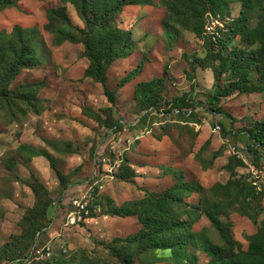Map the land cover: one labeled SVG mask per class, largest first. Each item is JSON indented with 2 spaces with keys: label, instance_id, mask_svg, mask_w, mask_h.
<instances>
[{
  "label": "rangeland",
  "instance_id": "1",
  "mask_svg": "<svg viewBox=\"0 0 264 264\" xmlns=\"http://www.w3.org/2000/svg\"><path fill=\"white\" fill-rule=\"evenodd\" d=\"M151 1L146 7L125 9L118 17L119 28L136 30L135 51L107 69L104 84L84 77L89 60L82 43L52 44L53 37L45 30L47 11L59 6L60 0H23L14 10L0 12V32L38 28L50 49L41 67L25 71L15 83H46L40 96L42 113L13 124L0 116V261L32 246L35 240L28 233L36 226L47 229L40 244L49 243L53 251L50 262L41 264H55L53 259L61 257L65 264H86L85 257L90 264H118L98 243L111 245L117 238L138 233L142 225L136 217H111L115 207L142 200L150 192L161 193L178 180L206 188L226 183L231 173L225 166L230 162L241 180L262 190L261 199L253 200L245 212L260 211L259 221H264V157L249 151L246 133L257 120L264 121V92H235L212 104L213 68H220L222 61L209 55L204 35L199 38L168 20V0ZM242 8V3L231 4L223 14L209 15L210 22L219 18L233 23ZM68 13L76 26L84 28L73 7ZM250 25L255 27L256 19ZM229 49L251 47L238 37ZM140 62L148 73L144 78L164 79L162 86L153 88L157 95L151 101L135 91L138 80H144L139 77L142 72L122 84ZM230 79L224 74L221 83L226 85ZM105 87L112 92L113 102ZM175 97L185 99L182 107L194 113L187 117L177 110L166 113ZM145 113L149 115L141 117ZM118 121L122 127L115 125ZM104 158L112 164L118 161L113 175L107 173ZM255 159L260 166L253 164ZM93 180L102 190L89 200L88 221L68 226L73 199L86 195ZM205 196L210 198L211 192ZM199 198L195 192L187 200L198 203ZM230 211L223 220L232 223L234 237L247 248V236L256 232L257 225L233 207ZM204 227H211L206 216L194 229ZM209 236L219 240L214 228ZM16 237H22L18 243ZM12 243L13 248L6 249ZM168 254L132 246L130 255L134 264H164L161 260ZM199 254V263L206 264L210 258Z\"/></svg>",
  "mask_w": 264,
  "mask_h": 264
},
{
  "label": "trees",
  "instance_id": "2",
  "mask_svg": "<svg viewBox=\"0 0 264 264\" xmlns=\"http://www.w3.org/2000/svg\"><path fill=\"white\" fill-rule=\"evenodd\" d=\"M22 1L0 0V12L14 10ZM151 2V0H60L59 6L47 11L48 22L45 30L53 37L54 46H61L66 42L82 43L85 56L89 60L84 77L104 84L107 69L117 60L135 51L133 34L131 30L126 31L118 27V17L127 7H146ZM234 3H242L241 16L233 23H230L229 19L224 21L216 18L215 20L223 23L225 27L218 26L221 38L215 41L214 37L207 33L209 15L218 11L223 14L225 8ZM69 7L75 9L84 28L73 23L68 13ZM167 12L170 22L182 24L199 38L204 35L209 55L222 61L220 68H213L216 85L211 97L212 104L235 92H264V0H168ZM253 19L257 21L255 27L250 25ZM165 30L169 35V30L167 28ZM238 37L246 41L251 49L230 51V46ZM117 42L120 46L116 48L114 44ZM48 51L49 46L38 28L25 30L16 27L11 34L0 32V116H3L8 124L16 123L32 114L42 113L44 100L40 96L46 83H25L18 86L15 83L25 71L41 67L46 61ZM142 69L143 63L140 62L124 78L122 84L134 80ZM203 69L209 68L205 66ZM224 74L231 76L226 85L221 83ZM163 82V78L138 82L136 94L146 101H151L157 95L153 88L162 86ZM105 94L111 102L114 101L112 92L106 87ZM183 102L185 99L175 97L174 107L166 110V113H176V110H180L179 116H190L188 108L182 107ZM193 113L194 110L191 114ZM147 115L149 113L141 117ZM115 125L122 127L120 121ZM113 126L111 127L114 129ZM246 130L249 151L259 154L258 156L262 153L263 158L264 121L257 120ZM220 153L221 150H217L215 154ZM234 159L241 158L234 156ZM259 161L255 159L253 164L258 167ZM232 165L233 162H230L225 166L231 173L226 183L220 182L206 188L201 183L178 180L170 189L161 193L150 192L142 200L128 201L119 208L115 207L110 214L111 217H136L142 228L138 233L125 239H115L111 245L102 242L98 244L107 249L117 259L118 264H134L130 255L132 246H136L140 251L168 252L169 254L161 260L164 264H200V252L210 258L206 264H264V221H259L260 211L255 215L245 212V209L252 206L253 200L261 199L263 192L262 190L258 192L253 183L241 180ZM195 192L200 194L199 201L190 203L187 198ZM207 192H211L210 198L205 196ZM231 207L257 225L256 232L247 236V248L234 237L232 223L223 220L224 217L229 218L231 215ZM203 216L208 218L211 227L197 231L194 225ZM211 228L217 231L218 241L209 236ZM46 230L45 228L40 230L35 226L28 233L29 237L35 240L34 244L28 249L17 250L12 257L0 263L28 256L36 246L41 245L40 239ZM21 238L16 237V243ZM11 247L13 248V243L8 244L6 249ZM62 259L63 257L54 258L53 263L65 264L61 263ZM84 260L86 264H90L87 257ZM41 263L43 261L34 264Z\"/></svg>",
  "mask_w": 264,
  "mask_h": 264
},
{
  "label": "built area",
  "instance_id": "3",
  "mask_svg": "<svg viewBox=\"0 0 264 264\" xmlns=\"http://www.w3.org/2000/svg\"><path fill=\"white\" fill-rule=\"evenodd\" d=\"M218 26L225 27L223 23H220V21L216 20L214 23L211 24L209 22V25L207 26V33L214 37L215 41H218V38H221V33L218 30ZM180 110H177V113H179ZM192 113V111H190ZM103 162L105 163V166H107V173L109 175H113V171L116 170L119 167L118 161L115 163H111L110 160L107 158H104ZM93 180L88 186V190L86 195L82 197H76L73 199L71 206L72 211L69 212L67 216V225L68 226H76L80 223L87 222L89 219V200L93 197V195L97 192L100 193V189L102 190V187H100L99 182L94 183ZM100 187V188H99ZM53 251L51 245L45 244V245H38L35 247V249L28 255L23 258H18L14 261H9L3 264H34L36 262H45L52 258Z\"/></svg>",
  "mask_w": 264,
  "mask_h": 264
},
{
  "label": "crops",
  "instance_id": "4",
  "mask_svg": "<svg viewBox=\"0 0 264 264\" xmlns=\"http://www.w3.org/2000/svg\"><path fill=\"white\" fill-rule=\"evenodd\" d=\"M134 8H136V7H127L126 9H134ZM122 16V15H121ZM130 30H132V32H133V37L135 38V35H136V33H135V29H130ZM122 59H124V58H122ZM122 59H120V60H122ZM140 61V60H139ZM148 73L146 72V70H145V68H144V70L142 71V73H141V75L139 76V77H145L146 75H147ZM139 82H142V81H149L147 78H144V80H138ZM125 219V218H124Z\"/></svg>",
  "mask_w": 264,
  "mask_h": 264
}]
</instances>
